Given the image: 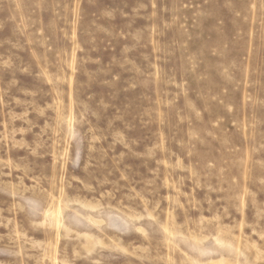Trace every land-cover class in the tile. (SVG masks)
<instances>
[{"label": "rangeland", "instance_id": "374dc122", "mask_svg": "<svg viewBox=\"0 0 264 264\" xmlns=\"http://www.w3.org/2000/svg\"><path fill=\"white\" fill-rule=\"evenodd\" d=\"M0 264H264V0H0Z\"/></svg>", "mask_w": 264, "mask_h": 264}]
</instances>
